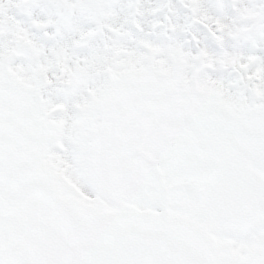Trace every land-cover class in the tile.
<instances>
[{
  "label": "snow or ice",
  "instance_id": "1",
  "mask_svg": "<svg viewBox=\"0 0 264 264\" xmlns=\"http://www.w3.org/2000/svg\"><path fill=\"white\" fill-rule=\"evenodd\" d=\"M0 264H264V0H0Z\"/></svg>",
  "mask_w": 264,
  "mask_h": 264
},
{
  "label": "rangeland",
  "instance_id": "2",
  "mask_svg": "<svg viewBox=\"0 0 264 264\" xmlns=\"http://www.w3.org/2000/svg\"><path fill=\"white\" fill-rule=\"evenodd\" d=\"M181 14H182V10H181Z\"/></svg>",
  "mask_w": 264,
  "mask_h": 264
}]
</instances>
